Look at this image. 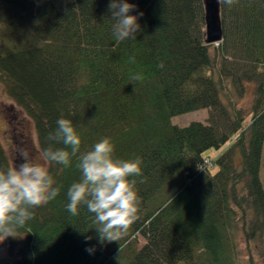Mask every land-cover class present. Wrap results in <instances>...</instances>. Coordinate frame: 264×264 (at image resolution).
<instances>
[{
	"label": "trees",
	"instance_id": "obj_1",
	"mask_svg": "<svg viewBox=\"0 0 264 264\" xmlns=\"http://www.w3.org/2000/svg\"><path fill=\"white\" fill-rule=\"evenodd\" d=\"M128 2L144 14L141 32L117 41L110 0H74L63 11L0 0V84L33 121L40 149L64 147L48 135L65 118L81 153L110 138L114 158L142 160L132 177L139 218L111 243L99 242L85 206L67 211L77 158L50 164L60 194L6 239L15 264H240L242 245L251 264L253 253L264 264V0H220L223 39L214 45L203 0ZM202 110L205 124H172ZM10 167L0 145V169ZM138 237L145 245L130 251Z\"/></svg>",
	"mask_w": 264,
	"mask_h": 264
},
{
	"label": "clouds",
	"instance_id": "obj_2",
	"mask_svg": "<svg viewBox=\"0 0 264 264\" xmlns=\"http://www.w3.org/2000/svg\"><path fill=\"white\" fill-rule=\"evenodd\" d=\"M222 2L231 6L238 0ZM136 10L137 5L128 0H110L112 31L117 41L136 40L141 32L139 19L144 14L132 15ZM130 61L135 62V58ZM131 79L142 81L143 76L135 74ZM48 140L64 147L49 146L38 150L35 156L29 149L20 148L17 155L22 162L6 170L0 169V243L9 237L15 238L34 218L33 209L48 204L60 194V187L54 186L56 181L49 165L56 163L68 167L73 157L78 160L76 166L81 179L68 189L67 211L76 216L79 207L85 206L94 215L100 243L123 239L138 220L142 206V198L136 190L137 181L132 179L142 175V160L114 158L115 145L110 138H102L92 150L81 153V138L73 122L65 118L56 121V128L49 133ZM86 251L91 253L93 249Z\"/></svg>",
	"mask_w": 264,
	"mask_h": 264
},
{
	"label": "rangeland",
	"instance_id": "obj_3",
	"mask_svg": "<svg viewBox=\"0 0 264 264\" xmlns=\"http://www.w3.org/2000/svg\"><path fill=\"white\" fill-rule=\"evenodd\" d=\"M36 4L52 1L60 11H63L65 7L74 0H32ZM252 102L251 91L243 101V106L249 108ZM209 112L202 110L190 114H186L175 118L172 124L178 127H187L192 123L207 122ZM0 145L2 146L6 157L9 160L11 167L14 164H19L22 161L17 155V151L20 148H27L30 150L33 156L37 155L40 145L38 142V136L34 127L33 121L12 101L3 85L0 84ZM216 151H211L207 155L211 157L217 156ZM17 157V158H16ZM260 181L264 188V150L262 156ZM139 239L133 242L130 246V251H138L144 245L145 241ZM253 263L263 264L261 259L256 253H253ZM18 261L17 255L10 253L9 241L5 240L0 243V264H15ZM250 255L246 251L244 245L241 247V261L240 264H251Z\"/></svg>",
	"mask_w": 264,
	"mask_h": 264
},
{
	"label": "water",
	"instance_id": "obj_4",
	"mask_svg": "<svg viewBox=\"0 0 264 264\" xmlns=\"http://www.w3.org/2000/svg\"><path fill=\"white\" fill-rule=\"evenodd\" d=\"M205 5V23L204 33L207 45L220 43L223 39L222 24L220 16V0H203Z\"/></svg>",
	"mask_w": 264,
	"mask_h": 264
}]
</instances>
